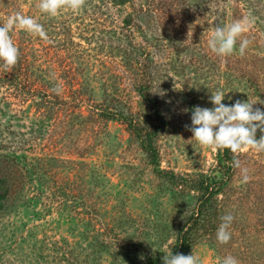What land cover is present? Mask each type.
<instances>
[{"label": "rangeland", "instance_id": "374dc122", "mask_svg": "<svg viewBox=\"0 0 264 264\" xmlns=\"http://www.w3.org/2000/svg\"><path fill=\"white\" fill-rule=\"evenodd\" d=\"M39 2H19L53 24L36 43L34 83H46L63 109L40 110L38 93L22 105L0 101V158L22 168L18 198L0 211V264H148L169 251L194 208L202 191L188 179L196 177L219 189L210 194L218 225L234 219L227 244L216 247L202 230L187 255L264 264V153L241 150L236 168L231 151L201 147L185 127L217 91L225 105L257 101L264 111V0H85L55 17ZM246 18L245 55L239 39L232 55L212 53L214 29ZM9 90L0 85V94ZM102 107L115 115L101 118ZM133 124L154 132L159 167L187 184L157 175Z\"/></svg>", "mask_w": 264, "mask_h": 264}, {"label": "clouds", "instance_id": "9594fccd", "mask_svg": "<svg viewBox=\"0 0 264 264\" xmlns=\"http://www.w3.org/2000/svg\"><path fill=\"white\" fill-rule=\"evenodd\" d=\"M84 4L85 0H40L38 7L41 12L55 17L62 8L78 11ZM251 23L246 18L224 27L217 26L208 40V48L217 56L226 57L237 51L236 45L239 39L238 53L244 56L251 41L240 38L249 30ZM17 28L48 40L43 26L32 17L22 15L20 12L9 15L7 21L0 26V70L4 73L11 72L18 63L19 49L9 34ZM56 91L58 94V89ZM224 98L225 93L213 92L209 98L213 107L196 106L192 111L191 126L185 125V127L193 133L191 138L201 147L231 151L234 155L233 166L240 168V162L236 157L241 150L264 153V135L259 139L256 138L258 129L264 133V111L253 108L257 101L236 100L232 105H225L222 102ZM241 179L243 183L250 181L247 168H241ZM233 219L231 214L221 217L222 222L216 233L220 244H227L230 241L229 229ZM165 253L162 258L164 264H202L200 257L193 253L189 255H173L166 251ZM220 264H239V262L234 256L228 255L220 261Z\"/></svg>", "mask_w": 264, "mask_h": 264}, {"label": "trees", "instance_id": "16d2710c", "mask_svg": "<svg viewBox=\"0 0 264 264\" xmlns=\"http://www.w3.org/2000/svg\"><path fill=\"white\" fill-rule=\"evenodd\" d=\"M110 4L115 5H125L130 1L134 0H108ZM20 0H0V26L2 23L7 21L9 15L14 14L16 12H20L22 15L28 16V12H26L23 6H19ZM142 6V5H141ZM139 8V10H141ZM137 10V9H136ZM29 17V16H28ZM34 16H32L33 18ZM38 23H40L44 29L48 26H52V21L48 20H39L38 18H33ZM13 43L19 49V58L18 63L15 68L11 72L4 73L0 70V85L7 84L9 85V91L5 93L8 94H0V101L3 102L7 107L10 106V103H13V100L9 98V96H15L18 100L19 105H22L29 99V95H35L38 93L40 100H34V103L40 110H52L53 106H56L57 110H62L63 105L61 101L56 99V94H50L46 90V83L44 84H36L34 81L37 78V71L42 70L41 64L38 63V58L34 54V50L38 51V47H36V43L42 42L43 40L35 35H30L25 31L20 29H14L9 33ZM44 43V42H43ZM40 62V61H39ZM31 91L32 93H29ZM141 96H144L142 92H139ZM1 104V103H0ZM62 105V106H61ZM21 107V106H20ZM97 108V106H92ZM21 110H24L19 108ZM99 110L101 112L98 114L101 118L108 119L115 115L114 113L107 111L110 110L109 107H102ZM125 119V116H123ZM134 125V124H133ZM132 131L135 130V133L141 138L142 146L148 155L151 157V163L155 167V171L159 177H172V182H177L179 185L187 184L184 180H180L174 176H169L166 172L162 171L159 167L158 163V154L154 145V138H152V133L142 132L139 126H132ZM259 129L257 130V134L259 133ZM256 134V138L259 136ZM259 139V138H258ZM226 154H228L229 150H223ZM21 167L18 163L12 161L10 156L7 158H0V211L7 210L9 205V201H14L18 198L17 188L19 182L22 181L21 176ZM17 172L18 175L15 174ZM175 178V179H174ZM169 179V178H168ZM193 183L195 189L202 191L198 198L196 199L195 206L187 214L186 219L182 224L177 228L175 232V238L171 248L168 253L175 254H184L187 255L191 246L195 243V240L198 238L197 233L199 231L205 230L208 234L215 235L214 243L216 247H221L224 244H220L217 241L216 233L219 227L217 220L219 218V210L217 207H214V204L211 200L210 194L218 193V188L213 190V183L208 181L203 177H196L192 179H188ZM9 200V201H8ZM242 229V228H241ZM244 231V229H242ZM250 235L249 230L247 231ZM218 249V248H217ZM166 255V253H164ZM163 255V256H164ZM163 256L161 257H152L149 258L148 264H164Z\"/></svg>", "mask_w": 264, "mask_h": 264}]
</instances>
